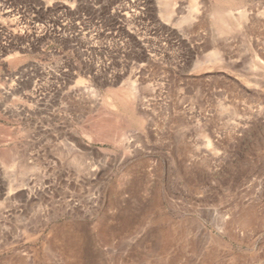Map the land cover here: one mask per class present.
<instances>
[{"label":"rangeland","instance_id":"obj_1","mask_svg":"<svg viewBox=\"0 0 264 264\" xmlns=\"http://www.w3.org/2000/svg\"><path fill=\"white\" fill-rule=\"evenodd\" d=\"M1 81L0 264H264V0H0Z\"/></svg>","mask_w":264,"mask_h":264},{"label":"bare ground","instance_id":"obj_2","mask_svg":"<svg viewBox=\"0 0 264 264\" xmlns=\"http://www.w3.org/2000/svg\"><path fill=\"white\" fill-rule=\"evenodd\" d=\"M162 4H163V3H162ZM241 15H242V14H241ZM225 18H226V17H225ZM227 18H228V17H227ZM229 19H230V18H229ZM240 19H241V18H240ZM1 83H2V81L0 82V84H1ZM5 83H6V81H5ZM6 84H7V83H6ZM2 85L4 86L5 84H2ZM1 89H2V87H0V90H1ZM32 90H33V89H32ZM30 91H31V90H30ZM26 93H27V92H26ZM32 97H33V96H32ZM86 129H87V128H86ZM86 129H85V130H86ZM118 135H119V134H118ZM116 136H117V135H116ZM116 136H115V137H116ZM120 136H121V135H120ZM111 137H112V136H111ZM122 138H123V137H122ZM112 141H113V140H112ZM115 141H116V142H119V141H117V139H116ZM120 141L123 142V140H120ZM124 141H125V139H124ZM141 214H142V213H141ZM125 225H126V224H125ZM105 227H106V226H104V228H105ZM122 229H123V227H122ZM124 229H125V228H124ZM78 230H79V229H78ZM63 231H65V230H63ZM111 231H112V230H111ZM78 233H79V232H78ZM72 234H73V233H72ZM105 234H106V233H105ZM109 234H110V232H109ZM111 234H112V232H111ZM115 235H116V234H115ZM55 236H56V235H55ZM62 236H63V235H62ZM65 236H66V235H65ZM78 236H79V235H78ZM78 236H77V237H78ZM80 236H81V235H80ZM107 236H108V235H107ZM67 237H68V236H67ZM105 237H106V236H105ZM109 237H110V236H108V238H109ZM112 238H113V237H112ZM69 239H71V238H69ZM77 239H78V238H77ZM79 240H80V239H79ZM112 240H113V239H112ZM57 241H58V240H57ZM58 242H59V241H58ZM59 244H60V243H59ZM80 247H81V246H80ZM64 248H65V247H64ZM72 248H73V247H72ZM70 250H71V249H70ZM70 250H69V251H70ZM59 251H60V250H59ZM64 251H65V250H64ZM75 251H76V250H75ZM79 251H80V250H79ZM60 252H61V251H60ZM62 253H63V251H62ZM62 253H61V254H62ZM64 253H65V252H64ZM71 253H72V252H71ZM68 254H69V253H68ZM68 254H67V255H68ZM73 254H74V253H73ZM65 255H66V254H65ZM83 255H85V254H83ZM85 256H86V255H85ZM69 257H70V256H69ZM71 257H72V256H71ZM76 257H77V256H76ZM69 263H70V262H69Z\"/></svg>","mask_w":264,"mask_h":264}]
</instances>
